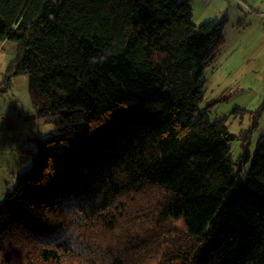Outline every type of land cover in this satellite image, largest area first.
Listing matches in <instances>:
<instances>
[{"label":"trees","instance_id":"1","mask_svg":"<svg viewBox=\"0 0 264 264\" xmlns=\"http://www.w3.org/2000/svg\"><path fill=\"white\" fill-rule=\"evenodd\" d=\"M227 22L195 24L191 0H0V90L25 76L55 124L0 203V264H264V133L252 154L211 116L227 97L203 107Z\"/></svg>","mask_w":264,"mask_h":264},{"label":"rangeland","instance_id":"2","mask_svg":"<svg viewBox=\"0 0 264 264\" xmlns=\"http://www.w3.org/2000/svg\"><path fill=\"white\" fill-rule=\"evenodd\" d=\"M253 3L254 0H221L225 10L218 18L228 19L224 29L226 44L215 63L205 71L203 102L206 107L207 103L227 97L214 106L211 116L227 117L237 135L241 131L251 132L252 154L264 133V0L256 3L254 11L251 10ZM195 11V24L211 20L206 19L208 12L201 2L195 5ZM15 57L16 45L11 41L0 42V83L6 80L4 74ZM0 117L4 119L0 126V162L9 165L17 176L32 166L36 140L54 130L53 117L37 114L25 76L14 77L8 88L0 90ZM235 149L237 157L242 148L237 145ZM0 178L5 179L4 188L9 180L5 165L0 170ZM1 191L0 184V203L4 200V191L2 194Z\"/></svg>","mask_w":264,"mask_h":264},{"label":"crops","instance_id":"3","mask_svg":"<svg viewBox=\"0 0 264 264\" xmlns=\"http://www.w3.org/2000/svg\"><path fill=\"white\" fill-rule=\"evenodd\" d=\"M232 1V0H230ZM239 2V0H237ZM241 1H244V0H241ZM259 0H254V3H253V6H252V9L253 7H255L256 3L258 2ZM263 1V0H261ZM198 2H201V5L205 8V11L208 12V17H206V19H211V20H214V19H219L218 16H220V14H222L224 12V8H225V4L221 6V0H191V5H192V8H193V17L196 16V11H195V5L198 4ZM229 5H231V2H229ZM252 11V12H253ZM195 21V20H194ZM244 110V109H243ZM20 117V116H19ZM4 123V119L2 117H0V126ZM6 161V160H5ZM5 165V170L7 171L8 173V176H9V180L6 181V183L4 184V188H3V183H4V180L5 179H1L0 178V181H2L1 184V194L2 192L4 191V193L6 192V189L7 187L11 186L13 183H11V178L13 179L12 182H15L16 181V178L17 176L14 175L13 172L10 171V166L7 165V164H2L0 162V170L1 168H3ZM3 193V195H4Z\"/></svg>","mask_w":264,"mask_h":264}]
</instances>
